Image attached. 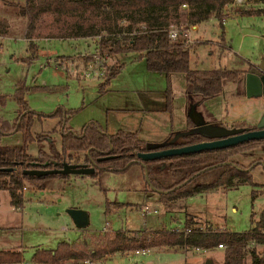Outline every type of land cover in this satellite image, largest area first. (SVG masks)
I'll return each instance as SVG.
<instances>
[{
    "label": "rangeland",
    "instance_id": "1",
    "mask_svg": "<svg viewBox=\"0 0 264 264\" xmlns=\"http://www.w3.org/2000/svg\"><path fill=\"white\" fill-rule=\"evenodd\" d=\"M3 6V0H0V18H6V32H0V92L11 93L19 78L26 80L29 86H37L26 94L30 109L42 114L39 119H33L30 130L46 134L53 128L50 134L56 144L58 116L47 114L57 106L74 110L66 125L75 131L87 120L96 119L108 132L139 127L138 133L157 139L168 133L181 132L185 116L192 109L202 115L204 123L211 125L233 127L264 120V91L249 96L245 89L249 61L264 67V12L249 10L264 7V0L233 1L226 10L223 9V26L218 18L211 16L199 22L196 30L189 31L192 41H188L193 42L195 48L189 55L193 67H238L246 72L241 78L226 83L219 94L201 101L187 93L184 73L171 72L165 77L164 73L148 70L144 60L134 57L135 53L130 51L117 54L116 61L105 58L104 63H121L122 66L109 79L107 90L98 93L96 84L100 77L83 74L87 67L90 69L91 64L95 65L94 58L75 64L76 58L97 51L93 52L95 39L90 37L59 39L42 34L32 39L36 43V58L29 63L21 61V56L29 54L23 36L26 18L3 14ZM221 35L225 43L231 45L229 52L221 49ZM60 56H72L70 60L64 59L68 63V72L63 66V58L59 62ZM166 87L170 96L169 110L165 108ZM14 108L13 100L7 97L0 106V115L10 119ZM20 140L19 132L1 135L0 149L19 144ZM26 150L35 154V142H28ZM258 157L264 158V143L231 156L243 164ZM251 173L252 183L216 187L177 199L170 205H164L156 191L144 186L137 167L126 173L107 172L103 177L104 191L89 175H74L61 184L50 178L42 182L40 189L26 183L21 189L23 202L20 207L12 206L7 190L0 189V248L13 247L20 252L19 261L4 263L45 264L31 259L36 247L53 248L61 240L72 242L90 234L111 233L117 228H181L186 212L203 227L209 221L212 227L247 230L253 224L252 215L256 218L264 204L263 194L252 197L253 189H260L264 182L263 165L254 166ZM106 199L108 210L105 212ZM143 205L148 211L142 210ZM69 207L85 210L87 224L75 226L66 211ZM223 248L180 250L159 246L144 254H136L132 249L126 253L113 252L98 261L69 260L62 264H205L207 259L220 264Z\"/></svg>",
    "mask_w": 264,
    "mask_h": 264
},
{
    "label": "trees",
    "instance_id": "2",
    "mask_svg": "<svg viewBox=\"0 0 264 264\" xmlns=\"http://www.w3.org/2000/svg\"><path fill=\"white\" fill-rule=\"evenodd\" d=\"M234 0H3V14L24 16L26 25L23 36L27 40L26 56L19 59L26 63L36 58V43L33 38L48 35L55 38L90 37L94 38L95 49L105 52L108 57L122 52H133L136 58H143L148 70L164 73L182 72L185 76L186 91L203 98L219 94L226 83L242 76L244 69L238 67L216 66L208 68L193 67L189 63L193 42L187 41L185 29L214 16L223 26V9ZM252 12H264V7L250 8ZM250 11V12H251ZM6 19V18H4ZM0 18V32L5 33L6 20ZM138 24H144L139 28ZM175 29L174 37L169 35ZM45 29L46 32L42 33ZM196 44H194L195 46ZM220 46L229 50L221 35ZM93 53L76 58L75 64L93 60ZM72 56H60L61 59ZM116 61V58H115ZM58 62V63H59ZM67 60L63 66L67 71ZM102 75L96 84L97 92L104 93L109 79L121 68V63H104ZM253 64L249 62L248 69ZM68 72V71H67ZM11 93L0 92V106L7 97L14 104L10 119L0 115V136L12 132L20 133V143L0 149V189H6L9 203L20 207L23 202L22 187L40 189L42 182L50 178L66 179L67 173H47L43 175L25 174L27 168H59L61 162H84L94 171L88 174L102 191L105 190L103 177L107 172H129L138 168L143 184L157 192L164 205L177 199L187 198L196 193L216 187H234L252 183V169L263 165L264 158L258 157L243 164L231 156L247 148L264 143V138L249 139L234 145L204 149L192 153L162 156L142 160L136 156L138 151L161 149L208 139L209 136L196 128V123L186 114L185 128L178 134L168 133L158 141L150 142L136 135L134 131L116 129L106 132L95 119L83 123L78 131L66 125L73 109L57 106L47 115L58 116V144L51 136L31 132L34 118L42 115L27 104L26 94L37 86H29L26 80L17 79ZM34 88V89H33ZM45 88V87H41ZM165 108L170 109L168 87L165 88ZM46 115V114H43ZM224 125V124H221ZM241 129H254L257 124L233 126ZM34 141L36 153L26 150L28 142ZM46 162V163H45ZM264 195V182L260 189H253L252 197ZM105 200V212L108 210ZM183 204H181L182 206ZM181 228H146L129 230L117 228L111 233L90 234L80 240L58 241L53 248L36 247L31 259L45 264H62L66 261H96L113 252L125 253L132 249H148L166 246L172 248L202 249L223 245V259L220 264H264V204L256 218L252 215V226L244 231H230L225 227L201 226L188 213H185ZM185 230V232H184ZM20 260V252L13 247L0 249V263ZM213 264V263H210ZM217 264V263H214Z\"/></svg>",
    "mask_w": 264,
    "mask_h": 264
},
{
    "label": "water",
    "instance_id": "3",
    "mask_svg": "<svg viewBox=\"0 0 264 264\" xmlns=\"http://www.w3.org/2000/svg\"><path fill=\"white\" fill-rule=\"evenodd\" d=\"M262 91H264V74H258L257 68H251L246 73V93L250 96L261 93ZM188 116L196 123L198 130L209 136L208 139L161 149L138 151L136 152V156L142 160L155 159L162 156L192 153L204 149L222 148L249 139L264 138V120L260 121L254 129H241L227 127L221 124H206L204 123L202 115L194 109L188 112ZM93 171V166L87 165L84 162L74 163L65 161L61 162L59 168H27L22 170L25 174H33L36 176L47 173L91 174ZM66 211L75 226L82 227L87 224L88 214L85 210L78 207H69ZM210 263V259L205 261V264Z\"/></svg>",
    "mask_w": 264,
    "mask_h": 264
},
{
    "label": "built area",
    "instance_id": "4",
    "mask_svg": "<svg viewBox=\"0 0 264 264\" xmlns=\"http://www.w3.org/2000/svg\"><path fill=\"white\" fill-rule=\"evenodd\" d=\"M234 1H241V0H234ZM226 8V5H225V7H224V9ZM227 9V8H226ZM225 9V10H226ZM226 13H228V11H226ZM223 15H224V11H223ZM225 19V17L223 16V20ZM138 26H139V28H144V24H138ZM185 34H186V37H187V35H188V29H185V32H184ZM175 34H176V30L175 29H170V31H169V35L171 36V37H174L175 36ZM187 41H188V38H187ZM93 57H94V66H93V64H91V66H90V69L87 67L86 69H85V71L83 72V74H85V75H87V76H90V75H96V76H98V77H100V75H102V70H103V68H102V65H103V63H104V61H105V58H107L108 57V55L105 53V52H103V53H101L99 50H97L96 52H95V54H93ZM142 210L145 212V211H148V207L146 206V205H143V207H142ZM154 211V210H153ZM177 228V227H176ZM184 232H185V230H184ZM218 246L219 247H221V246H223L221 243L220 244H218ZM194 249H200L199 247H197V246H195L194 247ZM134 252H138L139 250L138 249H134L133 250ZM140 252L142 253L143 252V250H140ZM85 261H87V260H85Z\"/></svg>",
    "mask_w": 264,
    "mask_h": 264
},
{
    "label": "crops",
    "instance_id": "5",
    "mask_svg": "<svg viewBox=\"0 0 264 264\" xmlns=\"http://www.w3.org/2000/svg\"><path fill=\"white\" fill-rule=\"evenodd\" d=\"M228 4H226V6H227ZM250 8V7H249ZM248 8V9H249ZM260 8V7H259ZM242 12H248V11H242ZM225 20V19H224ZM193 27H195V28H193ZM197 27H198V23L197 24H192L191 26H189V28H188V39L189 40H191L192 41V39H191V37H189V31H191V30H196L197 29ZM229 46H230V49H231V45L229 44ZM229 49V50H230ZM229 50H228V52H229ZM237 52H235V54H236ZM238 54V53H237ZM142 58V57H141ZM143 59V58H142ZM249 61V60H248ZM250 62V61H249ZM250 63H252V62H250ZM253 65L248 69V70H250L251 68H257V70H258V74H264V67H263V65H260V66H258V65H256V64H254V63H252ZM246 73V72H245ZM245 73L243 74V75H245ZM242 77V76H241ZM240 77V78H241ZM106 90H107V87L105 88ZM245 89H246V82H245ZM110 108H112V107H110ZM114 109H116V107H114ZM96 120V119H95ZM197 126V125H196ZM72 128V127H71ZM185 128V119H184V126H183V128H182V130ZM119 129V128H118ZM105 130V129H104ZM106 132H108L107 130H105ZM124 131H134L135 133H136V135L138 136V137H140V138H142V139H145V140H147V141H150V142H154V141H156V140H160V139H157V138H151V137H145L144 135H141L140 133H138V131H139V127H136V129H134V130H124ZM74 175H80L81 177H82V175H88V174H70V177H68V178H66V179H62V178H54V180L55 181H59L60 183L59 184H61V183H65V182H67V180H69L71 177H73ZM208 224H210L209 223V221L207 222ZM106 224V223H105ZM206 224V223H205ZM198 225H201V224H198ZM202 226V225H201ZM144 229H146V227L144 228ZM129 230H131V229H129ZM133 230H137V229H133ZM153 248H155V247H152V248H148V249H143V252L141 253L140 252V249H138L139 251L138 252H134V253H136V254H139V253H141V254H144V253H146L147 252V250H151V249H153ZM1 249V248H0ZM175 249H177V248H175ZM178 249H180V248H178ZM180 250H182V249H180ZM126 253V252H125ZM108 255H105L104 257H102V258H105V257H107ZM101 258V259H102ZM85 260H87V259H85ZM100 260V259H99ZM87 261H89V260H87ZM96 261H98V260H96ZM89 262H91V261H89ZM8 263H10V262H8ZM0 264H3V262L2 263H0ZM4 264H7V263H4Z\"/></svg>",
    "mask_w": 264,
    "mask_h": 264
},
{
    "label": "flooded vegetation",
    "instance_id": "6",
    "mask_svg": "<svg viewBox=\"0 0 264 264\" xmlns=\"http://www.w3.org/2000/svg\"><path fill=\"white\" fill-rule=\"evenodd\" d=\"M225 126V125H224Z\"/></svg>",
    "mask_w": 264,
    "mask_h": 264
}]
</instances>
